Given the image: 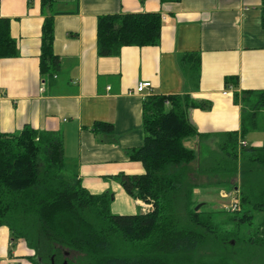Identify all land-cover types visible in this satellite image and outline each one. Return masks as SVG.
<instances>
[{
    "label": "trees",
    "instance_id": "obj_1",
    "mask_svg": "<svg viewBox=\"0 0 264 264\" xmlns=\"http://www.w3.org/2000/svg\"><path fill=\"white\" fill-rule=\"evenodd\" d=\"M41 2L48 12L55 0ZM161 34L160 13L102 16L98 55L118 57L124 47L159 46ZM54 42L50 15L41 37L44 79L61 68ZM17 56L11 21L0 17V59ZM179 65L188 85L198 89L200 54L181 56ZM239 83L236 76L225 79L226 88L237 89ZM234 100L242 108L241 130L220 134L218 152L206 147L198 152L186 142L210 136L198 131L190 111L209 110L210 102L189 94L145 98L144 144L129 152L145 173L119 177L130 197L153 205L151 212L137 215L113 214L111 194L93 195L83 187L66 159L61 134L30 126L18 133L0 132V228L10 230V256L20 239L33 251L31 264H233L238 247H264V145L239 147L250 132L264 131V91L236 92ZM93 131L112 133L114 128L96 123ZM198 188L235 193L241 210H209L196 200Z\"/></svg>",
    "mask_w": 264,
    "mask_h": 264
},
{
    "label": "crops",
    "instance_id": "obj_2",
    "mask_svg": "<svg viewBox=\"0 0 264 264\" xmlns=\"http://www.w3.org/2000/svg\"><path fill=\"white\" fill-rule=\"evenodd\" d=\"M263 2L55 0L52 9L44 12L41 0H0V17L11 21L18 44L17 57L0 59V132L18 133L30 126L61 134L66 159L86 190L93 195L111 194L115 215L144 213L148 204L130 197L119 181L124 174L145 173L143 165L129 156L145 138V98L135 93L137 85L151 82L152 95L189 94L210 102L209 110L190 111L198 131L210 137L186 144L198 152L203 147L218 152L220 134L241 130L242 108L234 94L264 91ZM129 13L161 14L160 45L124 47L118 57H100L98 19ZM50 15L55 20L54 51L61 68L44 79L41 37ZM193 53L201 56L198 89L188 85L179 65L181 56ZM230 76L239 78L237 89L226 88ZM96 123L110 124L114 131L94 132ZM256 144L263 146L259 140ZM213 193V188H198L195 198L212 207ZM11 237L7 227L0 228V264H31L33 251L22 239L10 256Z\"/></svg>",
    "mask_w": 264,
    "mask_h": 264
},
{
    "label": "rangeland",
    "instance_id": "obj_3",
    "mask_svg": "<svg viewBox=\"0 0 264 264\" xmlns=\"http://www.w3.org/2000/svg\"><path fill=\"white\" fill-rule=\"evenodd\" d=\"M260 118H264V114H260ZM247 140L251 145H257L256 141H262L261 145H264V131H252L247 135ZM234 183H238V180H235ZM225 193V192H224ZM228 193V192H226ZM230 197L227 199H221L220 194L213 193V206L209 205L207 207L209 210H226L227 207L231 206L233 202V197L235 193H230ZM246 229H243L242 234L246 235ZM236 260L233 264H264V247L260 248H251L249 246H240L236 249Z\"/></svg>",
    "mask_w": 264,
    "mask_h": 264
},
{
    "label": "built area",
    "instance_id": "obj_4",
    "mask_svg": "<svg viewBox=\"0 0 264 264\" xmlns=\"http://www.w3.org/2000/svg\"><path fill=\"white\" fill-rule=\"evenodd\" d=\"M144 2H147L148 0H143ZM135 93L138 95L143 96L144 98L149 97L152 95V83L151 82H142L140 84L137 85L136 89H135ZM167 106H170V102L166 101L165 103ZM248 143L246 140H240L239 141V147L240 149L242 147H247ZM231 194H227V193H223L222 197L227 199L230 197ZM148 208L146 210H144V213H148L151 212L154 208L152 204H148L147 206ZM227 210H231V211H240L241 210V206H240V202L237 198H233V202L231 203L230 207L226 208Z\"/></svg>",
    "mask_w": 264,
    "mask_h": 264
},
{
    "label": "water",
    "instance_id": "obj_5",
    "mask_svg": "<svg viewBox=\"0 0 264 264\" xmlns=\"http://www.w3.org/2000/svg\"><path fill=\"white\" fill-rule=\"evenodd\" d=\"M64 264H69V263L66 261V262H64Z\"/></svg>",
    "mask_w": 264,
    "mask_h": 264
}]
</instances>
